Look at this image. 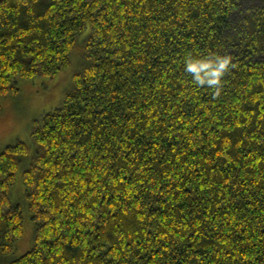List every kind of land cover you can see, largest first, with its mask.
<instances>
[{
    "label": "trees",
    "instance_id": "obj_1",
    "mask_svg": "<svg viewBox=\"0 0 264 264\" xmlns=\"http://www.w3.org/2000/svg\"><path fill=\"white\" fill-rule=\"evenodd\" d=\"M69 66L0 149V264H264V0H0V102Z\"/></svg>",
    "mask_w": 264,
    "mask_h": 264
},
{
    "label": "rangeland",
    "instance_id": "obj_2",
    "mask_svg": "<svg viewBox=\"0 0 264 264\" xmlns=\"http://www.w3.org/2000/svg\"><path fill=\"white\" fill-rule=\"evenodd\" d=\"M74 67L60 70L54 77H35L20 80L19 93L2 99L0 107V149L27 140L34 120L62 103L71 84ZM12 193L14 198L21 194L20 174L16 176ZM30 239V230L24 229L22 242ZM20 241V242H21ZM19 246L20 252L26 249ZM26 246V247H25Z\"/></svg>",
    "mask_w": 264,
    "mask_h": 264
}]
</instances>
